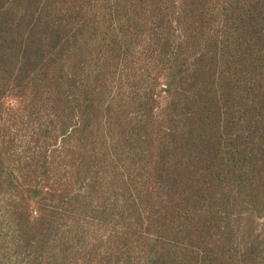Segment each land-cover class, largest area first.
Wrapping results in <instances>:
<instances>
[{
	"label": "rangeland",
	"instance_id": "rangeland-1",
	"mask_svg": "<svg viewBox=\"0 0 264 264\" xmlns=\"http://www.w3.org/2000/svg\"><path fill=\"white\" fill-rule=\"evenodd\" d=\"M0 264H264V0H0Z\"/></svg>",
	"mask_w": 264,
	"mask_h": 264
}]
</instances>
